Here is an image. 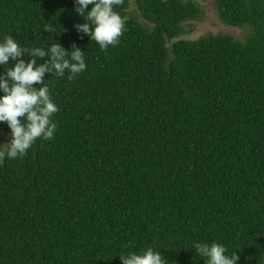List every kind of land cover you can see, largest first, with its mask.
<instances>
[{
	"label": "trees",
	"instance_id": "trees-1",
	"mask_svg": "<svg viewBox=\"0 0 264 264\" xmlns=\"http://www.w3.org/2000/svg\"><path fill=\"white\" fill-rule=\"evenodd\" d=\"M214 2L242 39L183 38L194 1L123 0L126 31L103 51L76 31L75 0H0V41L75 44L87 63L44 78L54 138L0 163V264H122L149 247L206 264L196 243L264 264V0Z\"/></svg>",
	"mask_w": 264,
	"mask_h": 264
},
{
	"label": "clouds",
	"instance_id": "clouds-1",
	"mask_svg": "<svg viewBox=\"0 0 264 264\" xmlns=\"http://www.w3.org/2000/svg\"><path fill=\"white\" fill-rule=\"evenodd\" d=\"M123 0H75V11L86 23L75 25L78 33L86 34L106 51L115 46L126 31L125 19L115 11ZM91 5V10L88 11ZM28 54L29 60L23 56ZM86 53L73 44L69 53L59 43L40 47H22L12 35L0 41V123L11 130V140L0 145V163L27 155L38 139L54 138L57 125L54 114L59 111L46 74L69 80L87 69ZM47 58V59H45ZM13 63L9 64V61ZM44 60L43 64L38 61ZM9 66L5 71V66ZM23 119H19V118ZM196 254L206 258V264H239L240 255H229L228 249L218 243H196ZM122 264H168L160 251L149 247L141 253L129 252L119 256Z\"/></svg>",
	"mask_w": 264,
	"mask_h": 264
},
{
	"label": "rangeland",
	"instance_id": "rangeland-1",
	"mask_svg": "<svg viewBox=\"0 0 264 264\" xmlns=\"http://www.w3.org/2000/svg\"><path fill=\"white\" fill-rule=\"evenodd\" d=\"M194 1L202 8V13L194 21L185 25L186 32L183 38L197 40L206 35L228 34L238 39H242L245 35L243 29L234 28L224 24L218 14V10L214 0H186ZM133 9L136 6L133 1ZM7 136L0 132V143H4Z\"/></svg>",
	"mask_w": 264,
	"mask_h": 264
}]
</instances>
